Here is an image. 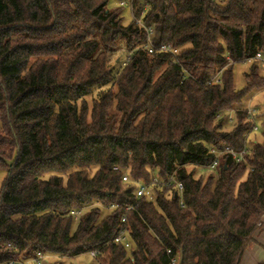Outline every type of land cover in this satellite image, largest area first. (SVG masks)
Returning <instances> with one entry per match:
<instances>
[{
    "label": "trees",
    "instance_id": "1",
    "mask_svg": "<svg viewBox=\"0 0 264 264\" xmlns=\"http://www.w3.org/2000/svg\"><path fill=\"white\" fill-rule=\"evenodd\" d=\"M110 1L0 0V264L93 250L100 264H241L264 221V132L248 147L245 103L264 76L253 65L237 90L233 68L264 56V0H116L143 26ZM147 28L177 56L150 53ZM245 147L217 177L188 169ZM174 172L183 206L168 188L138 198L137 182ZM125 228L129 249L114 242Z\"/></svg>",
    "mask_w": 264,
    "mask_h": 264
},
{
    "label": "rangeland",
    "instance_id": "2",
    "mask_svg": "<svg viewBox=\"0 0 264 264\" xmlns=\"http://www.w3.org/2000/svg\"><path fill=\"white\" fill-rule=\"evenodd\" d=\"M218 2L227 1V0H215ZM110 9H119L121 8V2H117L116 0H111L109 3ZM122 16L125 19L126 23H131L133 21V13L130 7L126 6L122 8ZM126 52L122 51L119 54L118 63L113 64L115 69L118 70L121 64L126 60ZM117 58V57H116ZM253 65H256L259 68L260 74L264 76V63L260 61L249 60L241 63H237L234 65L233 74H234V85L237 90L244 89L246 85L245 74L250 72V69ZM100 91H96L92 97L88 98V102L91 105L92 98H98ZM247 101V102H246ZM245 101L248 108L253 110L255 115V125L257 127L256 131H252L248 137V147L254 146L256 142L260 143L263 141V122H264V90H259L253 94L252 97ZM229 116L234 117L233 114H229ZM226 125L229 130H231L234 126V121H227ZM190 171L194 172L196 178H203L204 180L210 176L217 177V170H210L206 167H189ZM7 173L4 170H0V192L2 190L4 181L6 179ZM245 175L243 180L246 179ZM216 181V178L214 179ZM111 213V209H103L101 218L104 219ZM77 227V222L74 224V229ZM261 230V228H260ZM256 235V244H252L245 253L241 264H264V227L261 231ZM29 264H37L35 262H30ZM41 264H100L98 258L92 257L89 253H84L74 257H61L54 254H47L46 257L42 260Z\"/></svg>",
    "mask_w": 264,
    "mask_h": 264
},
{
    "label": "built area",
    "instance_id": "3",
    "mask_svg": "<svg viewBox=\"0 0 264 264\" xmlns=\"http://www.w3.org/2000/svg\"><path fill=\"white\" fill-rule=\"evenodd\" d=\"M131 2H123L121 3L122 6H127L130 5ZM132 10V8H131ZM143 13H141L140 16H133L134 20L136 21L137 24L143 26L142 22V17ZM147 43L146 47L149 49L150 53L154 52H161V53H167L171 54L173 57H176L177 54L179 53L178 49L173 48L172 46L169 45H163L159 48H156L155 45L153 44V36H154V30L147 28ZM255 61H260L264 63V56L262 54H258L254 59ZM214 81L219 83L220 82V74L214 78ZM250 114L254 115L253 110L250 109ZM228 121L232 122L233 117L229 116ZM254 130H257L256 125L254 124ZM212 153L215 155L214 159L209 163L207 166L208 169L210 170H216L219 166L220 163V158L224 153H228L232 156V158L237 162L241 163L244 160V157L249 153V150L247 147H245L242 151L236 152L231 149H226L225 151H216L212 150ZM115 170H118V168H115ZM123 180L125 182H129L131 179L129 175H125L123 177ZM136 194L138 198L143 199V198H148L149 200H154V191L155 188L163 189V188H168L170 189V194L171 197L174 199H179L181 206H183V194H184V184L178 179L176 172H174L167 180H161L158 177L153 178L150 182H145V181H140L136 183ZM112 208H115L113 206ZM128 211L133 210V207L130 206L127 208ZM80 212H73V215L79 216ZM124 222L127 221V218L124 217L123 219ZM114 242L116 244H123L125 245L126 248H130V242H129V231L127 228L123 229L115 238ZM89 254L94 257V258H100L102 256V253L98 250H93L89 252ZM46 253L43 252H38L37 255L32 258L31 260L21 263V264H29L30 262H35L37 264H41L42 260L46 257ZM10 264H15V262H11Z\"/></svg>",
    "mask_w": 264,
    "mask_h": 264
},
{
    "label": "water",
    "instance_id": "4",
    "mask_svg": "<svg viewBox=\"0 0 264 264\" xmlns=\"http://www.w3.org/2000/svg\"><path fill=\"white\" fill-rule=\"evenodd\" d=\"M182 263H183V256L181 255V256H180L179 264H182Z\"/></svg>",
    "mask_w": 264,
    "mask_h": 264
},
{
    "label": "crops",
    "instance_id": "5",
    "mask_svg": "<svg viewBox=\"0 0 264 264\" xmlns=\"http://www.w3.org/2000/svg\"><path fill=\"white\" fill-rule=\"evenodd\" d=\"M263 227H264V221H263V225L261 227V230H259V235L262 233L261 231H262Z\"/></svg>",
    "mask_w": 264,
    "mask_h": 264
}]
</instances>
